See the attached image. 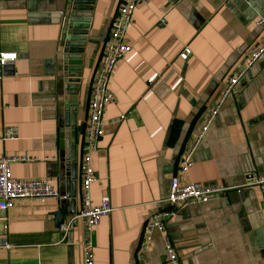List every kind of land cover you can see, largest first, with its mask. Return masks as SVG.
<instances>
[{"label": "crops", "instance_id": "0c3cea01", "mask_svg": "<svg viewBox=\"0 0 264 264\" xmlns=\"http://www.w3.org/2000/svg\"><path fill=\"white\" fill-rule=\"evenodd\" d=\"M0 0V156L13 177L46 179L61 197L16 199L0 211V264H82L81 222L60 225L81 208L79 162L91 78L121 0ZM131 46L111 73L114 100L92 156L91 200L112 206L93 231L95 264H169L159 234L141 249L150 214L168 207L180 170L224 83L244 69L195 149L183 182L228 189L182 207L167 233L182 264H264V196L245 185L264 176V0H146L133 13ZM188 46L186 60L178 55ZM123 118L120 119V117ZM15 127L16 136L4 131ZM64 213L55 224L54 213Z\"/></svg>", "mask_w": 264, "mask_h": 264}, {"label": "built area", "instance_id": "2783aa9c", "mask_svg": "<svg viewBox=\"0 0 264 264\" xmlns=\"http://www.w3.org/2000/svg\"><path fill=\"white\" fill-rule=\"evenodd\" d=\"M146 0H121L113 19L108 39L105 41L100 59L91 78L88 114L83 127V145L79 162L80 202L81 208L60 225V230L66 233L75 220L81 222L82 237L79 241L82 252V264H95L93 231L99 219L111 212L112 206L107 195L101 197L99 203L91 200V185L96 179L92 167V156L98 151V143L105 130V111L108 104L114 100L109 89V79L116 63L125 57L131 46L125 41V35L132 24L134 10ZM259 24L264 19L258 20ZM191 49L185 46L179 53L181 60H186ZM264 53V38L260 46L252 53L250 63ZM16 59V53L0 51V69ZM245 70L241 69L227 80L221 88L215 102L197 131L191 145L182 157L180 170L171 178L169 189L164 201L168 207L154 211L143 225L141 249H147L152 241V233L156 231L163 243L164 253L169 264H182L176 248L168 236L167 224L182 207H193L215 200L228 188L218 185H206L200 182H183L181 177L192 164V157L205 134L218 115L222 105L229 97L238 92L237 83ZM123 116L120 117V119ZM16 136L15 127H7L4 131L6 139ZM24 156H0V211H5L16 199H35L50 197L58 200L61 195L57 188L46 179L22 180L12 176L10 164L24 161ZM245 185H254L264 196V176L253 174Z\"/></svg>", "mask_w": 264, "mask_h": 264}, {"label": "water", "instance_id": "95a60500", "mask_svg": "<svg viewBox=\"0 0 264 264\" xmlns=\"http://www.w3.org/2000/svg\"><path fill=\"white\" fill-rule=\"evenodd\" d=\"M72 4H73V6L71 7L72 11L69 13L70 15H68L66 18L67 22H72L73 20H75L76 10L81 11L79 10L80 9L79 6H81L80 0H73ZM54 218H55V224L59 226L64 220V213L58 210L54 213Z\"/></svg>", "mask_w": 264, "mask_h": 264}]
</instances>
